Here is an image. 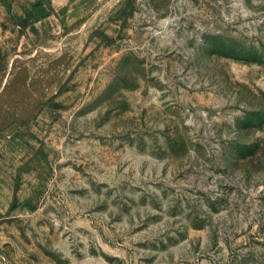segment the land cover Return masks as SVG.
I'll return each instance as SVG.
<instances>
[{
	"label": "rangeland",
	"instance_id": "374dc122",
	"mask_svg": "<svg viewBox=\"0 0 264 264\" xmlns=\"http://www.w3.org/2000/svg\"><path fill=\"white\" fill-rule=\"evenodd\" d=\"M0 0V264H264V0Z\"/></svg>",
	"mask_w": 264,
	"mask_h": 264
},
{
	"label": "crops",
	"instance_id": "0c3cea01",
	"mask_svg": "<svg viewBox=\"0 0 264 264\" xmlns=\"http://www.w3.org/2000/svg\"><path fill=\"white\" fill-rule=\"evenodd\" d=\"M85 1L83 0H55L54 4H56L58 8H64L68 6L74 8L75 6H78L79 4H82Z\"/></svg>",
	"mask_w": 264,
	"mask_h": 264
}]
</instances>
